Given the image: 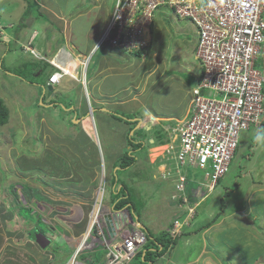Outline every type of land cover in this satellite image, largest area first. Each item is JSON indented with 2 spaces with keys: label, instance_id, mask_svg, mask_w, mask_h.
Instances as JSON below:
<instances>
[{
  "label": "crops",
  "instance_id": "obj_1",
  "mask_svg": "<svg viewBox=\"0 0 264 264\" xmlns=\"http://www.w3.org/2000/svg\"><path fill=\"white\" fill-rule=\"evenodd\" d=\"M51 1L53 2V0ZM97 1L89 8L79 11H75L71 8L76 5L80 7V1L66 8H60L58 6V9H55L57 15L53 14V16L57 17L61 15V17H57L58 19H45L41 24H39L40 26H37L36 28L32 23L36 19L30 18L28 21H26V27L21 29H25L23 35H16L14 40L15 47H12V51L11 46L7 47L5 43L0 42V52L2 56L5 54L2 59H9V64L10 61H15L18 63L21 60L28 59V52L30 51L27 50V47L31 44L30 47L35 49L39 53V56L42 57L39 58L37 54H34V56L37 58L35 61L42 63H37V67L34 69V78L42 74L44 67H50L47 66L48 64L51 65V69H56L57 71L59 68H62L67 70L69 73V75L67 73L59 85L54 86L51 90L48 89L49 79L45 86H41L37 82L30 80L29 77L24 75L23 77H20L19 75L16 76L14 74H9L8 76L5 75V80L11 86H6L5 80L3 79V83L5 85L3 93L8 91L9 88L16 92H19L20 90L22 92H27L28 90V92L32 93L28 107L33 109L32 107L38 104L43 88L47 89H44L45 96L42 100L44 102V99H46V104H49L47 107L50 108H54L55 105H58L57 102L54 101L55 93L57 95L62 93L63 97L70 96L73 91H78L79 99L73 106L72 113L66 110L65 114H74L73 118H75L77 121L76 124L80 126L79 131L74 127L69 128V130L67 128L58 129V125H52L53 119L50 117L47 118L46 115H40L41 126L38 129V133H36L35 142L31 144L32 149L29 152L27 151L33 156L27 155L26 157L25 152H15L16 154L14 158H12V161L14 165L17 164L19 166V171H42L43 177L46 178V181L42 182V184H38L37 182L29 184L26 179H23L20 181L17 180L18 182L14 181L10 188L8 186L6 191L11 193L12 201L10 202L14 203L16 212L10 210V212L6 215L15 214L17 216V228L15 231L12 226H9L10 222H8L5 218L3 220L2 216H0V264H54L53 259L55 260V263L58 262L61 264H67L76 254V251L80 248L79 246L83 248L78 254L75 264H102L107 252L106 249L103 247H91L86 249V247L82 245V235L87 231L85 229L87 227L88 217L95 203V200H93V194L96 193V197L98 194V190L96 187H94L95 181L98 179L97 170L99 167H102L106 175L107 171L110 170H112V173H115V164L122 157V154H119L120 151L124 152V150L130 149V147H128V141H126L130 128L127 126L122 129V127L117 126L118 120L112 119L113 113L117 111L118 107L127 109V107L130 105H133L134 108L140 106L142 107L144 116H139L138 119H140L142 123L147 121L146 127H154L157 125L162 127L163 125H170L171 122L173 123V121L185 118L189 113L190 103L187 104L189 108H186L185 111L180 113V115L177 113L174 116H167L162 114L160 111L155 110L154 102L157 99L158 94L156 96L154 95L156 93L155 91L157 90L154 86L158 85L161 88L164 86L163 81L165 82L167 79L170 80L175 76L174 75L171 77L168 75L167 66L162 70H159L162 67L161 65H159L161 66L159 69V66L150 67L156 68L153 71H151L149 68V70L146 72L149 74L154 72L152 74H156V76H158L157 78H150V82L146 81L145 76L140 77L138 80L135 73L136 58L134 61L129 57L127 58V56L135 57V53L125 51L128 53V55L124 57L125 55L119 53V51L116 50L117 48L100 45V40L104 34L103 31L107 29L108 22L112 15L108 17L107 13L103 10V5L101 2H99V0ZM14 3L17 8V12L20 11L22 14H24L25 11L23 8V2H21L22 5L19 2H13L12 4ZM37 5L39 4L37 3ZM37 5L36 7H38ZM19 6H22V9H20ZM78 6L76 9L79 8ZM38 9L44 11L45 8L43 5H39ZM92 9L96 11L94 13L95 15L93 19L91 17L90 11ZM160 12H162L160 18L156 21L154 18L155 26L157 28L160 26L163 28L164 32H168L166 25L162 23L164 22L163 17H165L163 15L164 12L162 10H160ZM6 14L7 13H5V15ZM64 16L70 17L68 22L64 20ZM88 16H90L89 19ZM1 19L3 20L2 16ZM10 20L11 19L5 22L8 23V25H12L14 21L10 22ZM77 22H81L83 24L81 30L78 29ZM190 24L191 25L187 26L181 25L182 28H178V25L175 26L176 32H181L182 34L188 33L190 36L194 33L197 34L195 26L192 24V22ZM85 30L87 32H85ZM7 35L13 36L9 32H7ZM7 35L3 37V39H6ZM157 35L158 34L155 35L154 31L152 32L150 43L151 46H153L152 43L161 46L164 45L162 42H159L162 39L158 41L159 36ZM31 39H34L32 43H30ZM196 42L198 43V37L196 38ZM17 46H20V48ZM21 48H23V51L20 50ZM180 51L181 49L178 48L177 52ZM99 52H101V58L99 62L97 60L98 64L96 63V70L93 74L91 73L92 77L90 78L88 77L89 65L91 67L95 55ZM19 54H23V58H21ZM168 56L169 55L167 54L166 57ZM89 57L90 61L86 70L85 86L81 70L82 63H85ZM18 58L19 60L17 61ZM13 66L15 65H12L11 67ZM201 73L202 68L200 66L199 73H197V82L199 81ZM142 87H149V89L145 95L140 97L136 91L140 90ZM153 87L155 89H151ZM47 90L50 92L49 94ZM16 92L15 102L19 101L20 98ZM87 93L90 96V104L94 108V119L90 118L89 101L87 102L86 97ZM3 101L7 106L4 99ZM187 105H185V107ZM35 113L37 114V112ZM143 118L145 119L143 120ZM48 120H50L49 123ZM24 121V113H15L14 116H10L8 123L1 127L0 132L5 135V128L9 127L10 129L14 130V125H22ZM113 121L116 123H113ZM52 127L55 130H53ZM49 128H52V130ZM114 129H116L115 131L121 133L114 134ZM141 129L144 128L142 127ZM149 130L153 131L152 128H149L148 131ZM27 131L28 130H26V132ZM247 133L249 132L244 133L243 136H245ZM39 136L42 138V144H38ZM113 138L115 140L114 142ZM164 140L165 142H163V144H158L159 146H156V139L153 143L149 142L148 144H150L151 147L148 148V155L146 157L140 158L137 156V162L135 165L142 166L147 176L149 178L151 176L150 185L157 182L156 180L163 182L161 178L159 179L161 176V165L159 164L156 169H154L155 171H153V166L157 161H160V157L158 156L160 155V151L162 149L160 151L158 149H160L166 142L169 141L167 135H165ZM104 142L106 144V151L104 149ZM36 144L37 146H35ZM119 145L120 149H118ZM14 147L15 146H12L11 149H14ZM49 157L53 158L54 164L51 163L52 160L49 159ZM141 161L145 164H141ZM260 165L259 167L258 163L254 162L250 165V168H246L245 174L248 175V170H251L256 174L258 180L255 181L252 179L250 181V187L251 189H255L253 192L259 193V197L261 199H264V162H262ZM46 168L47 171L44 170ZM135 168L132 170V172L138 173L140 170H142ZM75 169L78 170L77 173H75ZM49 180L55 181L61 185H72L73 187H77L76 189H78V194L83 199H79L78 206H74V204L71 205L70 202L65 204L64 201L69 200L65 199L67 197L62 199L60 196L47 197L48 194L44 191V187L50 191V186L48 185ZM171 180L172 179L168 181ZM28 187H31L32 189L36 187L41 193L38 195L37 193L32 192V190H29ZM247 188H249V186H247ZM237 189L238 188H235L234 190L229 191L228 188H226V192L223 194L220 193L219 195L220 197L222 195V197L216 200L214 196V193L217 190L216 188L213 194L202 202L199 208L198 217L194 222V224L196 223L195 227H192L194 225L193 224L191 228L183 231L184 233L180 235L177 246L172 250L166 251L162 256L156 258L153 264H235L233 260L237 258L238 253L228 254L227 249H230L233 246L231 240H229V237H227L228 235H223V238L221 237L220 240L216 241H214L213 238V242H210L209 235L211 234V231L215 230L220 234H226L228 231H231L230 233L233 232L235 234H239V237L242 235V238L248 235L247 240L244 238L245 246L252 244L253 242L257 243V241L261 240L264 235V209L257 210L258 203H254L255 196L250 193H246L247 195H245V189L242 190V187L241 192H238L240 195L239 197L236 198L233 194L230 195V192L234 193ZM51 190L58 191L55 189ZM85 194L87 195L84 196ZM176 194V185L173 182L171 188L169 190L164 189L156 201L148 208V210L154 209L152 213L148 214L147 210L146 214L143 215L148 223H142V216L139 214L136 216L132 210L134 221L131 219L132 223L130 222V225L133 224L138 226L137 222L139 221L147 228V230L150 231L152 228L155 230L156 227L154 223L157 217L154 214V211L157 208H167L169 205L170 209H177L173 212L174 214L175 212L178 213L179 209L175 203L176 201L174 200V196ZM243 196H245V200L243 199ZM5 197L7 196H3V198ZM211 198H213V202L207 206V203L211 200ZM6 199L7 201L10 200L8 197ZM32 199L33 202L35 201L38 205L34 212H31L32 210L27 206H23L25 201L30 203L28 201H32ZM7 203L9 204V202ZM223 203H225L226 207L224 213L221 215V217L216 219L221 211ZM113 207L112 201L108 204H104L98 221L101 220V216L103 217V215L106 217L108 215L112 216L119 214V216L121 215V217H124V214L122 213L126 210L114 211ZM24 208L28 209L23 210ZM74 209H77L78 211H74ZM227 209L230 211L229 214H227ZM0 210H2L1 206ZM3 210L4 212L8 211L6 208ZM1 214L2 212H0V215ZM128 214L130 216V212H128ZM203 215H208V218L211 216L213 223L211 224L212 221L208 220H205L203 224L200 223V218ZM184 217H181L180 219L183 220ZM174 218L175 217H173V219L168 222L167 227L165 226L164 232L169 231L170 227L175 226ZM159 222L160 221H157V223ZM104 224V230L107 232L106 222ZM208 224H211V226H208ZM44 226L45 229H49L48 227H50V229L42 233L52 240V243L47 249H42L36 243L35 239V242H33L28 240L26 237L27 235H30L32 239V229L33 231H37V233L40 234L38 227L43 229ZM203 226H205V229L199 230V228ZM18 228L20 229L18 230ZM120 229L121 226L117 227V231L115 233V235L117 234L116 238H119L122 235L121 233H126L122 231L120 232ZM17 230L21 233H19ZM47 231H49V233ZM106 239L110 241L113 239L111 236H109L108 232ZM219 241H221L220 244L216 243ZM239 241L241 242V240ZM22 244L25 246H22ZM221 245L223 246L221 247ZM239 246L241 245L239 244ZM236 251L242 252L244 250H242V247H239ZM244 258L246 262L247 251H244ZM148 264L152 263L149 262ZM252 264H264V261L258 262V258H256Z\"/></svg>",
  "mask_w": 264,
  "mask_h": 264
},
{
  "label": "built area",
  "instance_id": "obj_2",
  "mask_svg": "<svg viewBox=\"0 0 264 264\" xmlns=\"http://www.w3.org/2000/svg\"><path fill=\"white\" fill-rule=\"evenodd\" d=\"M162 8L173 10L180 20H189L198 28L195 57L202 68L201 78L191 90L188 115L162 126L169 141L158 156L160 174L163 180L177 179L174 200L179 210L175 226L168 231L176 239L191 228L202 202L229 172L241 134L264 123V71L257 67L259 57L264 58V0H116L100 45L110 41L113 47L132 53L146 49L151 43L155 12ZM3 34L0 25V37ZM27 50L34 52L29 46ZM89 61L90 57L82 65L84 77ZM66 75L60 68L50 76L49 84L59 85ZM172 162L177 168H194L204 174L198 193L193 179L189 181L180 170L173 172ZM104 182L90 212L86 228L90 234L82 235V245L86 249L105 248L102 264H132L146 245L147 235L132 224L134 227L120 229L126 233L119 238L116 234L112 241L106 239L103 225L111 215L96 219L103 210L105 178ZM79 253L77 250L67 264H74Z\"/></svg>",
  "mask_w": 264,
  "mask_h": 264
},
{
  "label": "rangeland",
  "instance_id": "obj_3",
  "mask_svg": "<svg viewBox=\"0 0 264 264\" xmlns=\"http://www.w3.org/2000/svg\"><path fill=\"white\" fill-rule=\"evenodd\" d=\"M23 2V8L24 11L26 10L27 7V2L24 0H0V17L2 16L3 20L2 22L6 23L7 21L10 20V22L14 21L13 23L15 24V28L11 29L10 31H8L11 35H13L14 37H16V35H23V32L25 29L21 30L20 32L17 31V27L21 22L22 19V12L18 11L17 12V8L15 6V3L12 4L13 2ZM80 1V2H79ZM97 0H53V2L47 1V0H34V4L37 5V3L39 5H43V7L46 9H44V11L39 10L38 7L39 5H37L38 7H34V11L33 14L28 18V20L30 18L32 19H36L34 20L32 23L34 24V27L36 28L37 26L39 27L43 20L45 19H50V18H55L58 19L57 17H61V15L55 17L53 16V14H56L55 9H58V6L60 8H66L69 7L70 5L79 2L81 4V6L79 7L78 5L72 7L71 9H74L75 11H79V10H83V9H87L90 6H92L94 3H96ZM98 2V1H97ZM99 2H101V4L103 5V10L107 13L108 17L111 16L112 10L114 5L116 4V0H99ZM22 5V3H21ZM79 7L76 9V7ZM55 7V8H53ZM20 9H22V6H19ZM48 8V9H47ZM164 13L163 15L165 17H163L164 19V23L166 25V28L168 29V32H164L163 28L158 26V28L155 26V30L154 33L155 35L158 34L157 36H159V39H162L159 42H162L164 45H156L154 43H152L153 46L149 45L146 49H144V53L141 56H127L128 53H126L125 51L116 49L119 51V53L124 54L127 58H131L133 61L135 60V73L136 76L139 80L140 77L145 76L146 77V81H149L150 78H157L158 76H156V74H152L154 72H152L151 74L147 73L146 71L149 70L150 67L156 66L158 67L159 70H162L163 68H165L167 66L168 68V75H170L171 77L174 76L173 78H171L170 80L167 79L165 82L163 81L164 86L160 88V86H154L157 90L155 91L156 93L154 94L155 96L157 95V99L155 100L154 104H155V110L156 111H160L162 114L167 115V116H174L177 113L180 115L181 112L185 111L186 108H189V106L187 105L188 103H190L189 101H191V90L196 86L195 84L197 83V78L198 75L197 73H199V67L200 64L197 61L196 57H195V52H196V48H197V42H196V38L198 37L196 33L191 34V36L188 33L182 34L181 32H176V28L175 26H177L178 28H182L181 25H191L189 20H180L178 17H176L173 14V11L169 8H162L161 9ZM91 11V17L93 19L94 17V13L96 12L94 9L90 10ZM5 13H7L5 15ZM43 14V15H41ZM9 15V16H8ZM57 15V14H56ZM162 15V12L157 11L155 12V21L158 20L160 18V16ZM90 16H88L89 19ZM69 16H64V20L65 21H69ZM86 19V20H88ZM84 20V19H82ZM6 21V22H5ZM162 21V20H161ZM78 25V29L81 30V28L83 27L81 22H77ZM70 30V29H69ZM85 32H87L85 30ZM105 32V30L103 31V33ZM102 33V34H103ZM23 43V42H22ZM37 44V43H36ZM35 44V46H36ZM12 47L14 46V43L12 44ZM18 47V46H17ZM180 48L181 51L177 52V49ZM23 48H21L20 50H22ZM23 51V50H22ZM104 51V50H103ZM169 55L168 57L167 54ZM6 53V52H4ZM100 53H97L92 61L91 67L89 65V69H88V77H92L91 73L93 74L96 70V63L98 64L101 56ZM134 53V52H133ZM23 54H19V56L21 58H23L22 56ZM26 55V54H25ZM24 55V56H25ZM29 58L28 59H24L19 61L18 63L15 61H10L9 64V59H2L3 56H5V54H1L0 52V98L4 99L9 110H10V116H14L15 113L20 114V113H24V123L21 125L19 124L18 126L14 125V130L10 129L9 127L5 128L4 130V134L2 132H0V205L3 204L5 205V208L8 209V211H3L0 210V212H2V214L0 216H2L3 220L4 218L10 222L9 226L13 229H15L16 231V224H17V216L15 214H9L6 215L7 213L10 212V210L15 211V205L14 203L10 202L11 200V193H8V191H6L11 187V184L14 183V181L17 180H23L26 179L27 182L29 184H33V183H38V184H42V182L46 181V178L43 177V172L40 171H19L18 170V165L17 164H13L12 158H14L15 156V152H25L26 157L27 155H30V153H28L32 148H31V144L33 142H35V136L36 133H38V129L40 128L41 124H40V115H46L47 118H51L53 119V123L52 125H58V129H64L67 128L69 130V128H76L78 131L80 129V126H78L76 124V120L75 118H73L74 114L72 113V108L73 106L77 103L78 99H79V92L78 91H73V93L70 96H63L62 97V93L60 94H56L55 93V100L57 102L58 105H55L54 108L53 107H47L49 106V104H46V99H44L43 102V97L45 96L44 94V89L47 88H43V90L41 91V95L38 101V104L33 106V109H30L28 107V104L30 103V98H31V92H22L21 90L18 92L12 90L11 88H9L8 91H6L5 93H3L4 87L5 85L10 87L11 85H9L7 83L6 76L5 75H9V74H14V75H19L22 74L24 76L29 77L30 80L37 82L38 84H40L41 86H45V84L47 83L49 76L56 71V69H51V67H44L42 74L39 75L38 77L34 78V69H36L35 65L37 66V63L42 64L41 62H36L35 60L37 59L34 54H30V52H28ZM174 55V56H173ZM99 58V59H98ZM19 60V58L17 59V61ZM98 60V62H97ZM13 63V64H12ZM126 63V61H125ZM123 64V63H122ZM12 65H15L13 67H11ZM165 65V66H164ZM150 68L151 71L155 70V68ZM257 67L259 69H261L262 71H264V58L263 56L259 57V61L257 63ZM28 70V71H27ZM29 71H31V73L29 74ZM81 72H83V70H81ZM32 75V76H31ZM144 77V78H145ZM5 80V85H4V80ZM151 81V80H150ZM149 81V82H150ZM140 83V81H139ZM148 83V82H147ZM139 86V85H138ZM144 86V85H143ZM84 87V86H83ZM151 88V89H155V88ZM149 87L145 88L142 87L140 90L136 91L139 95L138 96H143L148 92ZM15 92L20 96L19 101L15 102ZM48 94L50 93L47 90ZM62 92V91H61ZM86 93V92H85ZM66 95V94H65ZM164 95V96H163ZM87 102L89 103V113H90V108L92 107L90 104V96L87 94ZM136 98V97H135ZM92 99V97H91ZM185 105H187L185 107ZM27 106V107H26ZM66 110L70 111L71 113H68V115L65 114ZM134 110V111H132ZM92 111H93V115H94V108L92 107ZM37 112V114L35 113ZM118 114L120 115L122 118L128 120L129 125L126 124L125 122H120L118 121L117 126L122 127V129H124L125 127L128 126V128H133L130 132L131 135H134V130H135V126H134V122L136 121V119L139 118V116L143 117L144 116V112L142 111V107L137 106L134 108L133 105H130L129 107H127V109L124 108H119L116 111ZM29 115H27V114ZM36 114V115H35ZM32 115V117H31ZM92 114H90V118L92 119L94 116ZM110 118V117H109ZM113 120H115V118H112ZM145 118H143L144 120ZM140 120V119H139ZM50 120H48L49 123ZM113 123H116L115 121H113ZM147 125V121L142 123V126H146ZM53 128V127H52ZM52 128H49L52 130ZM26 130H28L26 132ZM53 130H55L53 128ZM116 129H114V134L116 133H121L118 131H115ZM253 128L248 131L249 133H247L245 136L244 133L241 134V140H240V145H239V150H238V155L237 157L233 160L232 165L229 169V172L227 173V175L221 180V182L219 183V186L217 187L216 192L214 193V196L217 199L221 198L219 196L220 193L223 194L226 188H228L229 191L234 190L235 188H238L237 190H235L236 192H230V195L233 194L234 197H239V191L241 192V187L242 190L245 189V195H247L246 193H250L253 196H255L254 198V203H258L257 205V210H262L264 209V199H261L259 197V193L257 192H253L255 189L252 188L251 189V180L254 179L255 181L258 180L256 174L251 171L248 170V175L245 174L246 168H250V165L253 164L254 162L258 163V166L264 162V150L258 149L256 148L253 143L251 142V136L253 133ZM135 137L134 138H138L141 136V138L143 139L144 143L146 144L145 146L142 145V149L141 151H138L136 153L137 156L140 157H146L148 155V148L151 147L150 144H148L149 142H154V138L157 137V134L154 133H143L142 135L139 136L140 132L139 131H135ZM139 132V133H138ZM133 133V134H132ZM42 138L39 136V143L38 144H42L41 143ZM114 138H113V142H114ZM126 141H128V139H126ZM105 144V142H104ZM63 145V143H62ZM12 146H17L16 148L14 147V149H11ZM37 146V144L35 145ZM4 147V148H3ZM112 147V146H111ZM105 151H106V144L104 147ZM118 149H120V145L118 146ZM124 150V149H123ZM159 151L161 150L158 149ZM10 151V152H9ZM28 151V152H27ZM40 151V149H39ZM127 151L124 150V152L120 151V155L122 154V156L125 154V152ZM154 155V154H153ZM157 155V154H156ZM30 156H33L32 154ZM49 159H51V163H53V158L49 157ZM161 161H157L155 163V165L153 166V171H155L154 169H156V167L160 164ZM141 164L143 163L142 161L140 162ZM145 164V163H143ZM172 165L174 164L173 167V172H178L179 170L182 171L184 174H187L189 181H192L191 179H193L196 182V192L198 193V188L197 185L199 183H203V179H204V174L198 170H195L194 168H188V167H180L177 168L175 163L172 162ZM261 166V165H260ZM259 166V167H260ZM136 167V168H135ZM118 168V167H117ZM142 169L140 170L138 173L132 172L133 169ZM110 169V168H109ZM144 168L142 166L139 165H135L133 168H131L129 171H116L117 173L114 174L112 173V170L107 171V182H106V189H105V193H104V197L102 199V203L104 204H108L111 201H113V199H116V195L113 194V185L114 183L115 186H117V189H119L121 187L122 181H125L127 183V185L130 188V191L132 192V195L135 199V204H136V211L137 213L142 216V220L141 222L144 224H147L148 221L146 220L145 217H143L144 214H146L148 208L156 201V199L160 196L161 192H163L164 189L169 190L171 188L172 183L175 181L177 182V179L174 178V180L171 181H167V180H163V178L160 176L159 179L161 178V180H163V182H160L159 180H156L157 182H155L154 184H151L150 178L147 176L146 172L143 170ZM47 171V168L44 169ZM78 170L75 169V173H77ZM97 178L94 184V187H96V189H100V186L103 185L104 182V178H103V169L102 167H99V169L97 170ZM155 175V174H154ZM21 178V179H20ZM117 179V181H116ZM128 179V182H127ZM147 181V182H145ZM18 182V181H17ZM48 185L50 186V191H48V189L46 187H44V191L47 192L48 196L47 197H59L62 199L64 197H67L65 199H69L68 201H64L65 204H68L69 202L71 203V205L74 204V206H78V202L79 199H83L81 198V196H79V192L78 189H76L77 187H73L72 185L67 186V185H61L55 181H48ZM28 184V185H29ZM30 186V185H29ZM237 186V187H236ZM247 186H249V188H247ZM175 187V186H174ZM19 188V187H17ZM31 187H28V189H30ZM51 189H55L58 191H52ZM32 192L37 193L38 195L41 193L39 191L38 188H33L31 189ZM6 192V193H5ZM13 192V191H12ZM92 192V191H91ZM203 192L204 193H208L205 188H203ZM5 194V195H4ZM87 194H85L84 196H86ZM3 196H7L10 200L7 201V197L3 198ZM45 196V197H46ZM93 200H96V193L93 194ZM245 198V196H243V199ZM246 199V198H245ZM244 199V200H245ZM5 200V201H4ZM19 200V198H18ZM71 200V201H70ZM9 202V204L12 205L10 206L7 202ZM76 201V202H75ZM19 202V201H18ZM24 202V201H23ZM213 202V198H211V200L207 203V206H209L210 204H212ZM30 204L27 203L25 201L24 203V207L27 206L29 209H31V212H34L37 208V203L34 201L33 199L32 201H30ZM29 205V206H28ZM206 205V204H204ZM206 207V206H204ZM27 208V209H28ZM27 209H23V210H27ZM154 209H150L148 210V214L152 213ZM175 210H177L176 208H172L170 209L169 205L167 206V208H157L154 211V214L156 215V219H155V227L157 231H155L153 228L150 230L151 234H148V236L152 235L153 238L149 237V244L151 245V247L153 248L152 243L154 242L155 239H159L163 236V232L165 230V226H168V222L171 221L173 219V217L176 216L177 212H175V214L173 213ZM74 211H78L77 209H74ZM16 212V211H15ZM229 209H227V214H229ZM133 213L132 211L130 212V217L131 219L134 221V217H133ZM225 216V215H223ZM13 217V218H12ZM104 218L101 216V220ZM205 220L208 221H212V217L208 215H203L200 218V223H204ZM93 221V220H92ZM157 221H160L159 223H157ZM91 222L90 221V214L88 217V223ZM87 223V225H88ZM132 223V222H131ZM105 225V224H104ZM129 227H134L133 225L127 224ZM196 223L192 226L195 227ZM164 226V227H163ZM48 227V226H47ZM50 229V227H48ZM87 228V227H86ZM20 228H18L19 230ZM49 229H45V226L42 228L38 227V230H40V233L42 232H46V230ZM17 230V231H18ZM86 230V229H85ZM233 231V230H232ZM19 233H21L20 231H18ZM49 233V231H47ZM108 232V231H107ZM106 232V233H107ZM121 232V231H120ZM231 231H228V233L226 234H220L217 233L215 230L211 231V234L209 235L210 237V242H213V238L214 241L216 240H220L221 237L223 238V235L229 237V240H231L232 242V248H228V254H234V253H238L237 254V258L233 260V262L235 264H252L253 261H255L256 258H258V262H262L264 261V235L263 238L259 241H257V243H252V244H248L245 246V239L247 240L248 235H246L245 238H242L239 234H235V233H230ZM37 231H33L32 229V239L30 237V235H27V239L30 241L35 242L36 240V236H37ZM239 238V239H238ZM35 239V240H34ZM241 240V242L239 241ZM234 241V242H233ZM17 242V241H16ZM19 242V241H18ZM221 241L216 242L218 244H220ZM223 243V242H222ZM239 244L241 246H239ZM22 246H25L24 244H22ZM223 245H221L222 247ZM242 247V250L247 251V261L245 262V258H244V251H240L237 252V248ZM216 249V248H215ZM236 260V261H235ZM54 264H61L56 262L53 259ZM141 258L138 256L135 259H133L132 264H140ZM229 262V260H228ZM162 263V262H161Z\"/></svg>",
  "mask_w": 264,
  "mask_h": 264
},
{
  "label": "trees",
  "instance_id": "obj_4",
  "mask_svg": "<svg viewBox=\"0 0 264 264\" xmlns=\"http://www.w3.org/2000/svg\"><path fill=\"white\" fill-rule=\"evenodd\" d=\"M24 1L27 2V7H26V10L22 16L21 22L17 27V31H21L22 28L26 27V25H27L26 21H28V18L33 14L34 7H36V5L34 4L35 3L34 0H24ZM41 15H43V14H41ZM154 26H155V21L153 22L152 27H151L152 32L154 31ZM196 30H197L198 40H199L198 28H196ZM2 40H3V43H5L7 45V47L11 46V51H12V44L15 43V41L11 40L9 37L6 38V41H4L5 39H3V38H2ZM102 45L113 47L110 44V41H107V42L103 43ZM18 47L20 48V46H18ZM113 48H115V47H113ZM117 49H119V48H117ZM119 50H121V49H119ZM134 53L137 56H141L144 53V50L135 51ZM47 66L51 67V65H49V64ZM35 67H37V66L35 65ZM30 73H31V71H29V74ZM19 76L23 77L22 74H19ZM200 78H201V76H200ZM117 114L118 113L115 112V113H113L112 116L116 120H118L119 122H125L126 124L129 125L130 122H128V120L122 118L120 115H117ZM9 118H10L9 109L5 105L3 99L0 98V129L2 126H4L5 124L8 123ZM133 124L136 128L138 122L135 121ZM149 128H152L153 131H150L151 129L148 131ZM132 129L133 128H130L129 134L127 137L128 147H130V149L127 150L125 152V154L115 164V167H114L115 173L114 174L117 173L116 171H118V172L119 171H121V172L129 171L131 169V167H133L136 164V162H137L136 153L142 149V145H145L143 139L140 136L143 133H150V132L153 134L156 133L157 134V137L155 138L156 144H157L156 146H159L158 144H161V143L163 144V142H165V140H164L165 139V133H164V131L160 125H157L154 127L148 126L147 129L137 130L140 132V134H139L140 137H138L137 139L134 138L136 132L134 133V135L130 134ZM116 181H117V179H116ZM115 184L116 183H114V185H113V194L116 195V199L114 198L112 201V204L114 206L113 210L114 211L127 210L128 212H131L133 210L135 215L138 216V213L136 211L135 199H134L132 192L130 191V188L127 185V183L125 181H122L121 187L119 189H117V186H115ZM31 189L32 188H30L29 190H31ZM30 201H28V202H30ZM0 206H1L2 210L5 209V205L1 204ZM225 208H226L225 203H223L221 211L218 214V216L216 217V219L218 217H221V215L224 213ZM38 211H41V210H38ZM214 221H215V219H214ZM212 223H213V221L211 222V224ZM211 224H208V226H211ZM203 229H205V226L199 228V230H203ZM148 234H151L149 230H148ZM149 237L153 238L152 235H150V236L147 235L148 241H147L146 245L144 246L143 250L137 255V257L139 256L141 258L140 264H148L149 262L153 264L155 262L156 258L162 256L166 251L172 250L173 248H175L177 246L178 240L180 238V236H178L176 239H173L169 235V232L165 231V232H163V236L161 238L154 240V242L152 243V245H153V248H152L150 245L151 243L149 244Z\"/></svg>",
  "mask_w": 264,
  "mask_h": 264
},
{
  "label": "water",
  "instance_id": "obj_5",
  "mask_svg": "<svg viewBox=\"0 0 264 264\" xmlns=\"http://www.w3.org/2000/svg\"><path fill=\"white\" fill-rule=\"evenodd\" d=\"M48 89L51 90L53 89V86L49 85ZM136 121L138 122L136 128L134 131L141 129V124L142 121L139 119H136ZM146 129V128H145ZM133 134V133H132ZM124 217L119 216V214H116L114 217H106L105 218V222H106V227H107V231L109 233V235L111 237H113L117 231V227H124L127 224H130L131 222V217L128 214V211H123ZM138 223V227L139 229H141L146 235H148V230L147 228L140 223L139 221ZM52 240L47 237L44 233H40L37 234L36 236V243L42 248V249H47V247L51 244Z\"/></svg>",
  "mask_w": 264,
  "mask_h": 264
},
{
  "label": "clouds",
  "instance_id": "obj_6",
  "mask_svg": "<svg viewBox=\"0 0 264 264\" xmlns=\"http://www.w3.org/2000/svg\"><path fill=\"white\" fill-rule=\"evenodd\" d=\"M173 11V10H172ZM174 14V13H173ZM0 25L2 26L3 28V36L0 37V42L3 43V40L2 38L5 37L7 35V32L10 31L11 29H14L15 28V24L12 23V26L11 25H8V23H4L2 22L1 20V17H0ZM11 26V27H10ZM7 37H9L11 40H15V37L14 36H9L7 35ZM34 39H31L30 40V43L33 42ZM6 41V39L4 40ZM31 45V44H30ZM29 45V47H30ZM31 48V47H30ZM32 49V48H31ZM34 52H31V54H37V56H39V53L33 49ZM39 58H42L41 56H39ZM60 69V68H59ZM58 69V70H59ZM53 74V73H52ZM51 76V75H50ZM50 78V77H49ZM50 85V84H49ZM52 86V85H51ZM54 87V86H53ZM94 119V118H93ZM259 119V118H258ZM251 142L253 143V145L258 148V149H261V150H264V124H262L261 126L255 128L253 130V133H252V136H251ZM103 178H105L106 182H107V175L105 174V172L103 171ZM48 237V236H47ZM52 243V242H51Z\"/></svg>",
  "mask_w": 264,
  "mask_h": 264
},
{
  "label": "bare ground",
  "instance_id": "obj_7",
  "mask_svg": "<svg viewBox=\"0 0 264 264\" xmlns=\"http://www.w3.org/2000/svg\"><path fill=\"white\" fill-rule=\"evenodd\" d=\"M111 15H113V12H112ZM109 24H110V20H109V22H108V25H109ZM108 25H107V26H108ZM87 60H88V59H87ZM87 60H86V61H87ZM86 61H85V63H82V65H83V64L85 65V64H86ZM66 72H67V70H66ZM67 73H68V72H67ZM68 75H69V73H68ZM85 75H86V74H85ZM85 77H86V76H85ZM85 77H84V75H83V80H84V82H85ZM63 79H64V78H62V80H63ZM62 80H61V81H62ZM87 94H88V93H87ZM95 216H96V215L94 214L93 217H91V220H93V218H94ZM99 216H100V215H99ZM99 216L96 218L97 221H98V219H99ZM120 216H121V215H120ZM86 234H90L88 230L86 231ZM49 246H50V245H49ZM49 246H48V247H49ZM48 247H47V248H48ZM79 247H80V248L78 249V251L81 252V250H82L83 247H81V246H79ZM77 257H78V256H77ZM74 264H75V263H74Z\"/></svg>",
  "mask_w": 264,
  "mask_h": 264
},
{
  "label": "flooded vegetation",
  "instance_id": "obj_8",
  "mask_svg": "<svg viewBox=\"0 0 264 264\" xmlns=\"http://www.w3.org/2000/svg\"><path fill=\"white\" fill-rule=\"evenodd\" d=\"M142 127H143L144 129H145V128L147 129V127H146V126H145V127H144V126H142Z\"/></svg>",
  "mask_w": 264,
  "mask_h": 264
}]
</instances>
